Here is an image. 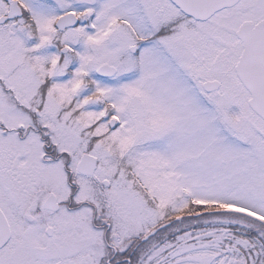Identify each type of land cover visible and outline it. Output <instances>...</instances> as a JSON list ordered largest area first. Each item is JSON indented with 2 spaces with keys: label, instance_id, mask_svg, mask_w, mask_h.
<instances>
[{
  "label": "snow or ice",
  "instance_id": "1",
  "mask_svg": "<svg viewBox=\"0 0 264 264\" xmlns=\"http://www.w3.org/2000/svg\"><path fill=\"white\" fill-rule=\"evenodd\" d=\"M0 264H264V0H0Z\"/></svg>",
  "mask_w": 264,
  "mask_h": 264
}]
</instances>
